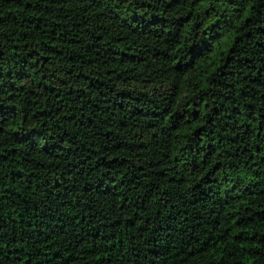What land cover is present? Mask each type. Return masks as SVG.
<instances>
[{
	"label": "trees",
	"instance_id": "1",
	"mask_svg": "<svg viewBox=\"0 0 264 264\" xmlns=\"http://www.w3.org/2000/svg\"><path fill=\"white\" fill-rule=\"evenodd\" d=\"M0 264H264V0H0Z\"/></svg>",
	"mask_w": 264,
	"mask_h": 264
}]
</instances>
